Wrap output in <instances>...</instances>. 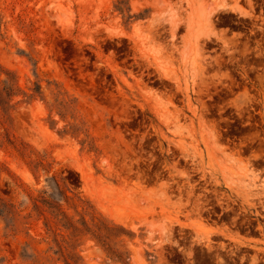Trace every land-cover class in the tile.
I'll list each match as a JSON object with an SVG mask.
<instances>
[{"label": "rangeland", "instance_id": "rangeland-1", "mask_svg": "<svg viewBox=\"0 0 264 264\" xmlns=\"http://www.w3.org/2000/svg\"><path fill=\"white\" fill-rule=\"evenodd\" d=\"M7 78L0 264H264V0H0Z\"/></svg>", "mask_w": 264, "mask_h": 264}, {"label": "trees", "instance_id": "trees-1", "mask_svg": "<svg viewBox=\"0 0 264 264\" xmlns=\"http://www.w3.org/2000/svg\"><path fill=\"white\" fill-rule=\"evenodd\" d=\"M12 81L13 80H11V78H7L6 81L0 83V109L2 110L4 115L7 114L8 110L10 109L9 104L12 98L14 97V89H13ZM35 95H40L38 86H35V88L32 90V94L28 96L27 99L31 100ZM0 116H2L1 113ZM31 201H32L33 211L39 213L40 210L43 208L46 209L54 219L58 221L65 219L63 213L60 212V209L57 208L53 203L47 201L44 197L39 196L38 198H33ZM4 215L6 216L8 215L6 206L4 204H1L0 217H3ZM59 217H61V219H59ZM62 227L68 229L67 224H62Z\"/></svg>", "mask_w": 264, "mask_h": 264}, {"label": "flooded vegetation", "instance_id": "flooded-vegetation-1", "mask_svg": "<svg viewBox=\"0 0 264 264\" xmlns=\"http://www.w3.org/2000/svg\"><path fill=\"white\" fill-rule=\"evenodd\" d=\"M254 231H257L258 230V228L257 227H254V228H252Z\"/></svg>", "mask_w": 264, "mask_h": 264}]
</instances>
